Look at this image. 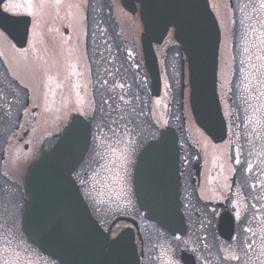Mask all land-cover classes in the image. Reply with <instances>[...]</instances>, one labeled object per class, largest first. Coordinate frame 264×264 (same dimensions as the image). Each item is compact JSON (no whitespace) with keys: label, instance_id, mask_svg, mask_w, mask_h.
Masks as SVG:
<instances>
[{"label":"flooded vegetation","instance_id":"obj_1","mask_svg":"<svg viewBox=\"0 0 264 264\" xmlns=\"http://www.w3.org/2000/svg\"><path fill=\"white\" fill-rule=\"evenodd\" d=\"M17 1L11 0L12 3ZM208 1L222 34H226L229 39L225 63L229 76L228 87L219 91L221 102L228 98L231 103L232 91L235 90L238 97L236 112L223 110L228 129L227 140L215 144L204 137L207 144L204 163L196 145L192 142L182 143L181 114L174 112L162 116L153 114L155 111L142 114V125L149 141L159 139L161 131L166 128L177 131L182 185L191 200L185 210L191 214L195 206L194 199H200L205 208V221L197 224V227L206 232V264H223L221 258L228 255L223 249L237 245L239 251L241 235L251 236L250 233H242L243 228L252 227L257 235L251 239L258 243L264 237V110L262 98H253L258 94L253 89L261 88L258 83L259 72L253 65L258 67L261 64L256 56L264 53L257 52L253 44L260 46L259 41L264 38L260 35L264 33V28L257 23L258 19L264 18V10L257 5L254 12L249 7L245 10L246 15L235 8L237 0ZM8 2L6 0L2 7L7 8ZM239 2L244 4L248 0ZM65 3L52 5L61 8ZM117 5L122 8L121 0H72V6L68 5L66 10L79 8L82 13L78 19L74 14H62L63 10L61 15H52L43 20V31L38 30V21L34 15L27 14L28 10L5 12L15 17L30 18L24 48L17 47L0 29V227L15 221L18 239L13 246L22 242V220L28 202L25 182L29 167L40 160L44 152L52 150L74 115L87 120L92 126V134L95 132L97 135L98 120L93 119V112L87 106L93 96H99L100 82L107 79L110 86L113 80L117 84L124 83L125 89L117 88L116 92H125L128 100H133L132 93H135L138 98L133 101L137 104L148 103L150 79L141 48L143 28L140 17L138 13L131 15L123 10L125 16L130 17L140 30L136 32L139 36L127 31L132 38L127 37L118 30ZM137 8H140L139 4ZM248 16L253 18L249 20ZM230 20L236 23L231 24ZM241 20H244L243 24ZM249 25L257 31L251 32ZM72 37L78 38L77 51L74 47L55 51L54 38L64 40ZM39 38L45 42L48 40L49 46L42 47ZM70 42L64 41V44ZM246 47L248 52L244 51ZM54 53L63 55L60 61L51 60ZM245 76L249 77L253 86L249 90L244 88ZM244 99L248 100V104L243 103ZM160 118L164 119L163 125L159 123ZM234 159H239L241 163L235 164ZM248 164L252 166L251 171H247ZM200 188L205 201L198 193ZM132 209L137 211L135 206ZM253 213L256 214L255 220H252ZM227 214L235 222L234 237L238 235V239L231 242L223 239L219 232L221 218ZM0 246L4 247L2 240ZM8 258H11V251L8 252ZM42 258L52 263L48 258Z\"/></svg>","mask_w":264,"mask_h":264},{"label":"water","instance_id":"obj_2","mask_svg":"<svg viewBox=\"0 0 264 264\" xmlns=\"http://www.w3.org/2000/svg\"><path fill=\"white\" fill-rule=\"evenodd\" d=\"M143 25L141 44L149 72L153 97L161 95V76L155 47L173 31L188 69L190 108L199 129L214 143L227 138V125L218 95V68L221 30L208 0H122L132 15L138 12ZM2 7V6H0ZM0 27L19 48L27 43L30 18L3 14ZM91 125L73 116L61 140L49 153L28 169L25 190L29 199L23 218L28 241L59 264H141L133 228L111 240L112 228L120 221L131 223L143 239L136 221L119 218L105 232L94 219L76 184L73 173L90 149ZM180 154L175 131H162L147 145L135 169L137 202L147 221L156 223L172 237L187 233L182 212ZM223 239L231 241L235 222L230 214L219 224ZM183 264H196L193 255L182 252Z\"/></svg>","mask_w":264,"mask_h":264},{"label":"rangeland","instance_id":"obj_3","mask_svg":"<svg viewBox=\"0 0 264 264\" xmlns=\"http://www.w3.org/2000/svg\"><path fill=\"white\" fill-rule=\"evenodd\" d=\"M18 0L16 4H20L21 7L16 8L18 11H27V3L25 0ZM53 3H50L47 7H41L39 4V0H36L35 3H33V15L38 21V30L43 31L44 30V22L43 20L45 18H49L52 15H61L62 14H74L75 18L78 19V16L82 13L79 8H72V10L68 8V2L65 3L64 6L61 8L54 7L52 5ZM118 6V5H117ZM116 14L119 19V31L121 33L124 32V35H126L129 38H132L128 32L131 34L136 35V32H139L140 30L138 27L133 23L132 19L128 16H125L124 11L118 6L115 8ZM73 11V13H72ZM138 35V34H137ZM139 36V35H138ZM136 36L137 42H139V37ZM69 37V36H68ZM61 39V40H60ZM54 38L53 41V47L56 52L64 51L62 49H65L66 47H74L76 51L79 49L78 44V38H71V39H62V38ZM71 40L70 43L64 44V41L67 42ZM39 42L41 43L42 47H48V40H45L43 38H39ZM172 40L169 38L167 40V44L165 47L171 46ZM229 45V39L226 34L223 33L222 35V44H221V62H220V70H219V78H220V92L224 89V87H228L227 80L229 78L227 72H226V56H227V48ZM58 50V51H57ZM55 55V56H54ZM52 61L59 60V58L63 57L61 53L57 54L54 53ZM59 63V62H57ZM165 79V77H164ZM166 79L164 81V95L168 97L169 99V89L168 84L165 83ZM262 99V105H264V97H261ZM157 100H154L152 102V110L155 111L153 114H161L162 116H167V110H168V103L167 99L163 97L160 101V104L158 105L156 103ZM228 98L225 99L223 107L225 110L228 109ZM264 110V107H262ZM185 115H186V123H187V136H189L190 141L197 146V148L201 151L202 154V160L205 163L206 160V139L204 138L202 132L196 127L194 124L189 111L188 106V89L185 92ZM167 118V117H166ZM167 121V120H166ZM159 123L161 125L164 124V119L160 118ZM132 141V140H131ZM143 141L142 139H139L137 142L141 143ZM135 143L132 141V147L134 151L129 155L128 150L124 149L125 154L128 155V160L130 163L125 161L124 163L127 166V171L124 170V168H121L118 175H115L110 170H105L101 167V165H104L107 163V160H100L99 164H97L94 159L92 152L84 164L82 170H81V176H82V184L84 191L86 190V196L89 199L90 203L95 208V215L101 219V223L105 224V226H108L110 223L111 218H114L115 215H123L127 217L134 218L136 220L139 219V222L141 224V231L143 234L144 231L146 234L152 232L151 227L147 226V224H144L139 216L138 213L135 212L134 209H132V206L134 208L133 203L136 201L135 194L133 191V176H134V168L136 165V159L135 156ZM123 147V146H122ZM94 150V149H93ZM107 155V154H106ZM112 166H109L111 168ZM99 173V175H97ZM95 177V178H93ZM122 177V178H121ZM204 189V188H203ZM198 193L203 201L206 200L205 196L203 195L202 188L198 189ZM93 197L95 199H93ZM134 210V211H133ZM151 234V233H150ZM151 238V236H150ZM192 237H185L183 239H175L174 242H171L170 240H165L163 237H161L159 240L156 238L153 240L152 243L149 245L150 249V255L148 257V260H144V264H169L171 261H176L177 264H181L180 262V252L184 249L189 250V253H195V250L198 249V243H194L192 241ZM21 244L23 246H28L26 243V239L24 236H22V242ZM1 247V246H0ZM3 248V247H2ZM145 249V248H144ZM180 249V250H179ZM33 252H35L34 249L31 248ZM199 250V249H198ZM231 251V249H230ZM199 253V251H196ZM37 253V252H35ZM30 259H32L35 264H56L54 262L49 263L44 258H42L40 255H32L29 254ZM11 259V258H10Z\"/></svg>","mask_w":264,"mask_h":264},{"label":"snow or ice","instance_id":"obj_4","mask_svg":"<svg viewBox=\"0 0 264 264\" xmlns=\"http://www.w3.org/2000/svg\"><path fill=\"white\" fill-rule=\"evenodd\" d=\"M5 2L6 0H0V6H3ZM65 2L66 0H39L41 7H47L50 3H55V5L59 6ZM67 2L69 7H71L72 0H67ZM26 3L28 7L27 14L31 16L34 14L33 0H26ZM257 5L259 9L264 10V0H248V3L244 4H241L239 0H237L235 8L241 13L247 15L245 10L251 7L252 11L255 12L257 10ZM19 7H21L20 4L12 3L11 0H9L7 8L0 7V18L3 17L5 12H13V9ZM252 18V16H248L249 20ZM230 23L235 24L236 21L230 20ZM240 23L243 24L244 20H241ZM257 23L260 24L261 28H264V18L258 19ZM0 27H3L2 20H0ZM249 27L251 28V32L254 33L257 31L255 27L251 25H249ZM247 35L248 33L245 35L246 42ZM260 35L261 37H264V33H261ZM259 44L260 46L253 44V47L256 48L257 52L264 53V47H261L264 46V38L260 39ZM244 51L248 52L249 49L246 47ZM256 59L261 61V64L258 67L253 65V67L259 72L260 79L258 80V83L261 88L253 89L258 93L253 98L259 100L261 97H264V71H262L264 70V55H257ZM137 68H139V65H137ZM110 74L115 75L112 73ZM244 81L245 90L253 88L248 76L244 77ZM100 83L101 90L99 96H93L87 106L88 109L93 112V119L98 120L97 136L95 137L97 143L93 150V159L97 164H99L100 160H107V163L101 165V167L118 175L121 168H124V170L127 171V166L124 162L127 161L130 163L128 155L125 154L124 149L128 150L129 155L134 151L130 137L134 134L133 128L139 127L136 121V114L138 111L142 113L143 108L137 110L136 105L133 102L134 99L138 98L135 93H132L133 100H128L125 98V92H116L117 88L121 90L125 89L124 83L117 84L115 80H113V83L110 86L107 79L102 80ZM77 87L79 86L77 85ZM156 103L159 105L160 101L157 100ZM243 103L248 104V100L244 99ZM261 106L264 107V105ZM249 107H252V105H249ZM245 111H247V109H245ZM257 122L259 123V121ZM234 163L240 164L241 161L239 159H234ZM109 166L112 167L109 168ZM251 170L252 166L251 164H248L247 171ZM97 175H99V173H97ZM213 179H215V177ZM225 187H228V185H225ZM252 187H255V185H252ZM93 199L95 198L93 197ZM212 211L214 212L215 209ZM236 215L239 216L240 214L236 213ZM255 219L256 214L253 213L252 220ZM0 232H2L0 240L3 241L4 245L3 248H0V264H35V262L30 259L29 254L38 255V253L33 252L30 246H23L19 242L13 246L14 241L18 239L14 220L3 227H0ZM242 233H250L251 236L241 235L238 241L239 251H237V245H229L227 248H224L223 250L228 252V255L221 258L223 264H228L229 261H236L239 262V264H264V237L260 238V243L251 239V237L257 235L252 227L243 228ZM229 249H231L230 252ZM9 251H11V259L8 258ZM169 264H177V262L170 260Z\"/></svg>","mask_w":264,"mask_h":264},{"label":"trees","instance_id":"obj_5","mask_svg":"<svg viewBox=\"0 0 264 264\" xmlns=\"http://www.w3.org/2000/svg\"><path fill=\"white\" fill-rule=\"evenodd\" d=\"M164 48H165V50H163V52L161 54L162 59H163V70H164L165 78L168 82V89L170 92L169 93V95H170V110L169 111L171 114H173V112H175V111L181 112V110H180V102H181L180 87H181V66H182L181 61L183 59V54L180 51V47L176 43H174V41H172L171 46L164 47ZM232 99H233V103L231 105V110L237 111L238 110V97H237V94L235 91L233 92ZM143 109H145V108H143ZM237 118H238V116H237ZM182 200H183L184 205H186L189 201H191V200H188L187 197H185L184 195H183ZM197 200H198V198H197ZM202 207H203V205L197 203L195 208H194V213H191V214L187 213L186 214L187 222H188V226H189V231H188V234L186 237L187 238L192 237V239H193L192 241L194 243H198L197 245L199 246V253L195 251V254L203 262V263L199 262V264H206L205 263V261H207L206 244H205L206 232L203 229L197 227V224H201L202 222L204 223V221H205V214H204ZM195 212H196V214H195ZM93 213H95V211H93ZM114 218H111L110 222ZM141 220H142V217H141ZM99 221L101 222V219H99ZM110 222L108 221V223H110ZM142 222L145 223L144 220H142ZM153 227H154V229L152 230V232H150L151 234L150 233L146 234L144 232L146 230L143 231V238H144V242H145L144 247H145V253H146V260H148V257L150 255L149 245L151 243L153 245V240L155 238L157 240H159L161 237H163L165 240H168V241L170 240L171 242L175 241V239L171 238L166 232H163L162 230H160L156 225L153 224ZM150 236H151V238H150ZM237 239H238V235H236V237H235V240H237ZM228 264H239V262L229 261Z\"/></svg>","mask_w":264,"mask_h":264}]
</instances>
